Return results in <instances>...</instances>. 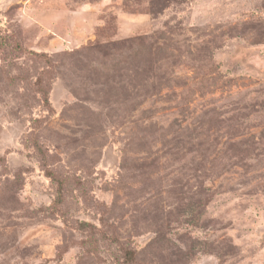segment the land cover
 Returning <instances> with one entry per match:
<instances>
[{
  "label": "rangeland",
  "instance_id": "rangeland-1",
  "mask_svg": "<svg viewBox=\"0 0 264 264\" xmlns=\"http://www.w3.org/2000/svg\"><path fill=\"white\" fill-rule=\"evenodd\" d=\"M0 264H264V0H0Z\"/></svg>",
  "mask_w": 264,
  "mask_h": 264
}]
</instances>
